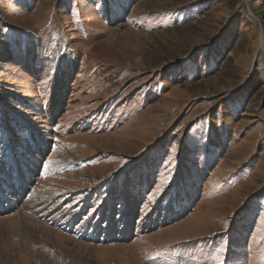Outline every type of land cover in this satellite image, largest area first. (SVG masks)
<instances>
[{
  "label": "rangeland",
  "instance_id": "obj_1",
  "mask_svg": "<svg viewBox=\"0 0 264 264\" xmlns=\"http://www.w3.org/2000/svg\"><path fill=\"white\" fill-rule=\"evenodd\" d=\"M0 176V264H264V0H0Z\"/></svg>",
  "mask_w": 264,
  "mask_h": 264
},
{
  "label": "bare ground",
  "instance_id": "obj_2",
  "mask_svg": "<svg viewBox=\"0 0 264 264\" xmlns=\"http://www.w3.org/2000/svg\"><path fill=\"white\" fill-rule=\"evenodd\" d=\"M141 60V59H140ZM9 121V120H8ZM7 121V122H8ZM5 122V121H4ZM7 122H5L4 124H9V123H7ZM10 122V121H9ZM33 121L31 120H24L23 122H22V124L25 126V127H27V129H29L28 131L30 132V134H32V137H31V141H32V146L34 147L33 149L34 150H36L35 152H40V146L42 145H44V143H42V142H40L39 143V140L41 139V135H38L37 133H40V131H38L37 132V128H44V127H36L35 125H34V123H32ZM35 122V121H34ZM32 123V124H31ZM30 126V127H29ZM33 128H34V130H33ZM12 130V128H8V126H7V131H8V145H11V146H13L14 147V145H15V142L14 141H12V139H13V132L11 131ZM40 138V139H39ZM39 143V144H38ZM7 147V146H6ZM17 149V148H16ZM13 150H15L14 148H13ZM11 151H12V149H11ZM10 151V161H11V165H12V167H14V169H15V171H16V174H17V178H16V182H18V184H19V190H21V188H23V186L26 184V182H27V180L29 179V174H30V171H31V167L33 168L34 166H35V164H34V161L36 162L37 161V159H36V156L34 155V154H32V152H31V155L32 156H29V158L28 159H26L25 158V160H23L24 158H22L21 157V159H20V153H18V152H16V154H14V153H12ZM26 151V150H25ZM14 152V151H13ZM34 152V151H33ZM34 152V153H35ZM16 155H20L19 156V159H17V156ZM26 161V162H25ZM31 161H33V162H31ZM24 163H27L28 165H29V167L26 165H23ZM28 167V168H27ZM19 168H22V171H23V174H25V176H26V178H23L22 176H21V172H20V169ZM4 176V175H3ZM19 176V177H18ZM7 181V178L6 177H2V176H0V185H2V186H6V190L8 191V192H14V190L12 189V185H10L9 183H7L6 182ZM26 187V186H25ZM15 194V195H14ZM14 194H0V200L2 201H13V199L12 198H17V191L16 192H14ZM17 194V195H16ZM122 195L125 197L126 195H125V193L124 192H122ZM2 201V202H3ZM3 205V204H2ZM25 206V205H24ZM5 206H0V213L1 212H3V209H5L4 208ZM125 225H127V226H130V222H129V220L127 219L126 221H125ZM85 228V227H84ZM96 228H98V227H96ZM113 231L114 230H111L110 232H109V230H106L105 231V233H106V237L108 236V237H110V233L112 234L113 233ZM123 233L122 234H128V233H130V228L128 227H126L125 226V228L123 229ZM182 235H184V234H182ZM94 237V236H93ZM107 237V238H108Z\"/></svg>",
  "mask_w": 264,
  "mask_h": 264
},
{
  "label": "snow or ice",
  "instance_id": "obj_3",
  "mask_svg": "<svg viewBox=\"0 0 264 264\" xmlns=\"http://www.w3.org/2000/svg\"><path fill=\"white\" fill-rule=\"evenodd\" d=\"M52 163H53V161H52L51 159H47L46 161L43 162V168H44L45 170H48V169H49V166H50ZM159 191H160V189H159V187H157V189L155 190V192L152 193V194H150V195L148 196V199H149V200H153V199L155 198V195H156L157 193H159ZM223 251H224V249H223L222 247L219 248V249H217V250L215 251V253L211 255L210 258H211L213 261H215L216 264H225V262H224V260H223V258H222V256H221V253H222ZM157 255H159V253H157Z\"/></svg>",
  "mask_w": 264,
  "mask_h": 264
}]
</instances>
